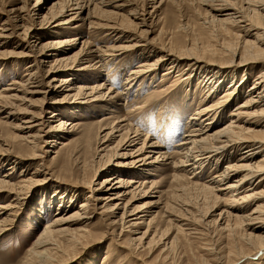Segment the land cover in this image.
<instances>
[{
  "label": "rangeland",
  "instance_id": "374dc122",
  "mask_svg": "<svg viewBox=\"0 0 264 264\" xmlns=\"http://www.w3.org/2000/svg\"><path fill=\"white\" fill-rule=\"evenodd\" d=\"M35 1L0 0V26H2L1 23L7 15H10V10L22 5L28 10L35 4ZM56 1L58 0H49L46 6ZM131 1L137 7V11L140 14H145L147 19L146 29L148 32L141 39V43H147V47H144L145 50L143 46H138L131 53L124 52L116 57H109L102 61L100 67L95 70H80L78 68L81 65L77 64L71 71L73 73L71 75L72 80L76 84L88 86L104 83L105 88L111 87L112 91L121 92L125 75L141 63L144 55L150 53L148 49L155 50L156 53L147 58H157L163 53L161 48L165 49L164 52L169 51L174 55L176 54L175 56H182L177 64L180 63L179 65L184 69L189 68L192 73L189 77L187 74L182 75L184 74L182 73L181 79L176 80L177 72L175 69H171L167 73L168 75L162 77V73L169 70V64L163 63L164 65L161 64L154 73L135 80L127 95L122 94V98L111 101L94 100L88 96L86 101L77 98L76 103L72 104L62 99L61 103H55L56 106L52 103V105L51 101L60 99L68 93L73 94V91H69L67 88L63 91L60 88L55 89L54 94L50 93L44 101L41 94L32 96L31 99L36 103L34 106L15 101L14 103L18 105L20 110L25 109L34 113L44 121V124H46V119H48L51 111L59 110L66 121L77 122L80 126L71 134L58 131L55 135H48L39 140L36 150L40 157L37 160L44 162L50 168L44 170L48 171V174L34 176L39 179L38 183L28 189L26 194L24 193L26 198L22 199L18 207L8 211L13 213L10 216L12 222L10 228L0 236V264H37V260L30 254V248H32L33 242L45 224L53 219L57 208L59 207L61 208L60 211L64 210L65 212L74 210L83 201L85 192L87 193V190L79 187V185L96 188L104 178V166L108 164V166H113V162L118 159L116 154L124 152L115 147L117 138L109 137L103 141V135L108 131L103 129L104 125L119 116L127 118L133 127L143 130L152 138L161 141L160 151L169 154V159L147 166L143 172L122 171L124 173L121 174V177H133L136 180L146 179L155 182L157 192L148 197L136 199L133 204L141 207L150 200L158 201L157 207L152 209V214H156V216L148 226L143 225L135 234L127 229L121 230L118 225H111L110 220L108 221L110 217L107 214L96 215L90 222L78 220L63 224L61 227L67 228L69 232L64 240L57 239L61 251L58 254L54 253V264H102L103 256H108L103 262L106 264H264L262 241L255 242L252 246H244L245 244L241 241L242 248L229 251L233 247L229 235H234L240 239L241 232H230L229 230L235 226L236 220L229 219L227 221L229 226L224 220H217L219 209L215 208L209 212L210 209H203L205 207L199 211L189 206L191 214L184 213L179 206L182 204L181 200L182 202L187 200L186 202L199 206V203L202 202L201 191L195 188L185 189L183 187L185 181L176 180L173 176L186 174V172L174 169L172 166V163L178 159V156L173 155L172 152L177 148L176 144L181 140L187 121L190 120L191 116H194L195 109L205 107L208 104L206 102H210V100H216L229 85L226 83L227 81H224V86L221 89L208 97L209 99L206 101L199 103L208 92L207 83L201 79L203 78L202 75L214 73L219 67L216 65L208 67L206 64L218 65L233 59L232 63H229L230 65L228 63L221 64L231 66L229 69L219 72L221 76L234 75L237 80H240L241 74L251 72L252 69L257 68V65L248 63L245 67L233 66L238 62L237 54L232 56L231 53L236 40L232 35L234 30H231L229 25L226 26L209 20L211 13L209 12V5L218 3L217 0H162L161 3L159 0L156 3H151V0ZM234 1L237 2H235L237 7H244L242 0ZM43 2L44 0L41 1V3ZM153 6L156 8L153 9ZM147 12H151L150 17H148ZM122 13H126L125 9ZM34 20L38 22V17L35 16ZM24 23L29 25L32 21L27 18ZM73 26L74 24L71 25L72 28H56L53 30L54 33H48L46 36L41 34L40 36L42 39L57 40L80 34V42H88L92 46L112 43L109 37L106 38V32L102 30L90 28L88 24L78 28H73ZM7 27L14 31L13 37L7 38V42L0 46V89L4 86L17 88L23 80L29 77V75L24 76L29 71L25 68L27 65L25 60L31 59V57L23 55L28 53V49L24 45L27 43L33 45L36 41V36L30 38L26 36L25 38L22 35V30L12 28V21ZM239 33L244 38H248L243 33ZM21 39H23L24 45L14 43L21 41ZM79 47L80 44H77L68 51L55 53L59 55L54 54V57H50L48 63L40 67L38 74L42 76L45 73L48 64L52 63V59H58L62 55H72ZM87 58L88 60L92 59L91 57ZM57 64L59 72H63L60 63L57 62ZM182 64L186 65L183 66ZM190 65L194 68H191ZM60 73H54L56 80L54 85L57 84V80L61 76ZM252 79L253 77L245 84L244 90H248ZM12 81H17L18 84H11ZM14 90L16 89H12L11 92ZM102 92H106V89H102ZM114 94L115 92H112L109 97ZM242 97H239L235 103L242 101ZM230 109L224 110L219 125H223L227 121L229 118L227 113ZM24 117H29V114H16L15 118L7 121L1 119L0 138L11 144L13 142L10 138L11 134L18 132L14 127L22 123ZM104 118L106 121L103 120ZM44 129L46 130L47 127ZM116 135L118 133L114 134V136ZM53 136L71 141L60 151V158L57 160L54 158V161L51 159L53 150L47 151L52 149L48 142ZM12 145L14 152H18L17 154H24L28 150V147L19 145L18 142H13ZM263 154L264 152H261V156L257 159L263 157ZM8 158L4 157L3 159ZM9 162L11 161L0 164V175L8 171ZM22 167L26 168L24 175L32 176L31 172L35 170L36 166L35 162L28 160L16 164L13 169L14 172L10 175L12 176L11 181L19 179ZM213 167L209 164L203 165V168L198 171L202 176L198 180L199 183L206 182L210 175L219 169L212 171ZM117 169L121 170L122 168ZM186 175L190 176L191 174ZM179 187L185 189L184 194L178 195ZM6 193V191L0 192V203L12 200L13 196L9 197V194ZM24 194L22 196H25ZM178 196L180 197L178 198ZM129 198L130 196L125 200ZM175 216L185 217L182 222L189 225L184 226V228L202 229L203 226L207 225L206 230H203L206 234L201 237H193L189 234L176 233L174 227L180 223L175 219ZM147 227L150 231L145 239L135 242V244L128 241L130 235L131 237H139ZM239 231L241 230L239 229ZM254 233L255 235H264L261 231ZM87 234L90 236L87 237ZM70 238L78 239L79 243L71 246ZM212 252L217 254H212ZM256 252L258 253L255 255Z\"/></svg>",
  "mask_w": 264,
  "mask_h": 264
},
{
  "label": "bare ground",
  "instance_id": "6f19581e",
  "mask_svg": "<svg viewBox=\"0 0 264 264\" xmlns=\"http://www.w3.org/2000/svg\"><path fill=\"white\" fill-rule=\"evenodd\" d=\"M41 1L36 0L35 4L28 10L24 5L10 10V15H7L1 23L2 26H0V46L7 42V38L13 37L14 30H9L7 27L10 21L13 22L12 28L22 30V35L25 38L26 36L29 38L36 36L33 45H28V43L24 45L22 41L25 38L14 42L24 45L28 49V53L23 55L31 57V59L25 60L27 62H25L27 64L25 68L29 71L24 76L29 75V77L23 80L17 88L4 86L0 89V120H10L15 118L16 114H29V117H24L22 123L14 127L18 132L10 136L13 142L28 147L24 154L15 153L13 142L10 144V142L0 138V164L11 161L8 163L10 164L7 168L8 171L0 175V192L6 191L9 197L13 196L11 201L0 203V236L10 228L12 222L10 216L13 213L8 211L18 207L22 199L26 198L25 194L28 189L38 183L39 179L34 176L48 174V171L44 170L50 167L37 160L40 157L36 150L39 140L48 135H55L58 131L71 134L80 126L77 122L66 121L59 110L51 111L48 119H46V124H44V121L34 113L25 109L20 110L18 105L14 103L15 101L34 106L36 103L31 99L32 96L41 94L44 101L50 93L54 94V90L57 88H60L61 91L67 88L69 91H73V94L68 93L60 99L51 101L54 106L62 99L74 104L77 98L86 101L88 96L94 100L111 101L122 98V94L127 95L135 80L154 73L163 63L169 64V70L162 73V77L168 75L167 73L171 69H175L177 72L176 80L181 79L182 73H184L182 75L187 74L188 77L192 73L189 68L184 69L179 65L180 63L177 64L182 56H175L176 54L174 55L169 51L164 52L165 49L161 48L163 53L159 57L147 58L156 53L155 50L148 49L150 53L144 55L141 63L125 75L121 92L112 91L111 87L105 88L104 83L91 86L76 84L71 78L73 74L71 71L77 64L81 65L78 68L80 70H95L100 67L102 61L109 57L113 58L124 52L131 53L138 46L147 47V43H141L142 37L148 32L145 14H140L131 0H58L48 6L46 3L49 0H44L43 3ZM157 1L151 0L150 2L156 3ZM217 1L218 3L209 5V12H211L209 20L226 26L229 25L231 30H234L232 35L236 40L234 39L235 44L231 53L232 56L237 54L238 62L236 61L237 63L233 66L245 67L251 63L257 65V68L252 69L247 74H241L240 80H237L234 75L221 76L219 72L229 69L231 67L229 63H232L233 59L223 62L224 64L228 63L227 66L221 65L222 62L218 65L206 64L208 67L210 65L219 67L214 73L207 72L208 74L202 75L203 78L201 79L207 83L208 92L199 103L206 101L209 99L208 97L221 89L224 86V81H227L226 83L229 85L227 84L224 93L216 100H210V102H206L208 104L205 107L195 109L194 116H191L190 120L187 121L181 140L176 144L177 148L172 152L173 155L178 156L177 161L173 162L172 166L174 169L191 174L190 176L186 174L173 176L176 180L185 181V186H183L185 189L195 188L201 191L202 202L199 203V206H194L186 202L187 200H183V202L181 200L183 205L179 206L184 213L191 214L189 206L199 211L205 207L203 209H210L209 212L217 208L219 209L217 220H224L226 223L229 219L236 220L235 226L229 230L230 232L241 233L240 239L234 235H229L233 242V247L229 249L231 251L242 248V242L245 244L244 246H252L253 243L261 241V245H264V235H255L254 233L255 231L264 233V154L263 157L257 159L261 156L260 153L264 152V0H242L244 7H237V2L234 0ZM161 2L162 0H159V3ZM154 6L153 9L156 8ZM124 9L125 14L122 13ZM150 13L147 12L148 17H150ZM35 16L38 17V22L34 20ZM27 18L32 21L29 25L24 23ZM72 24H74L73 28L88 24L90 28L102 30L106 32V38L109 37L112 43L92 46L91 43L80 42V34L73 37H60L61 39L57 40L42 39L40 36L41 34L46 36L48 33H54L53 30L56 28H72ZM239 32L248 38H244ZM77 44H80V47L72 55H62L58 59H52V63L48 64L45 73L42 76L38 74L40 67L48 63V59L54 57L55 53L68 51ZM87 57L92 59L88 60ZM57 62L62 67L63 72L61 73L57 69ZM34 69L35 71H33ZM54 73L61 75L56 85H54L56 82ZM201 74L203 73L201 72ZM251 77H253L252 83L246 91L243 87L250 81ZM11 84L18 83L12 81ZM12 89L16 90L11 92ZM102 89H106V92H102ZM112 92L115 94L109 97ZM52 97L54 98V95ZM239 97H242V101L235 103ZM226 109H230L227 113L229 118L223 125H219ZM103 120L106 121L105 118ZM44 127L47 129L45 130ZM103 129L108 130L103 135V141L109 137L117 138L115 147L124 152L116 154L118 159L113 162V166H108L109 164L104 166V178L96 188L79 185V187L86 189L87 193L85 192L83 201L74 210L65 212L64 210L60 211L61 208H57L53 219L45 224L33 242L32 248H30V254L37 260V264H54V253L58 254L61 251L57 239L64 240L69 232L67 228L61 227L63 224L78 220L90 222L96 215L107 214L110 217L108 221L110 220L111 225H118L121 230L127 229L135 234L143 225L148 226L156 216V214H152V209L157 207L158 201L150 200L141 207L133 204L136 199L145 198L157 192L155 182L146 179L136 180L133 177H121V174L124 173L122 171L143 172L147 166L169 159V154L160 151L161 141L152 138L143 130L133 127L125 117L119 116L112 119L104 125ZM115 133L118 135L114 136ZM51 138L48 143L52 149L47 151L53 150L51 159L54 161V158L56 160L60 158V151L71 141L55 136ZM4 157L9 158L4 160ZM24 160L35 162V170L31 172L33 175H24L26 168L22 167L19 179L11 181L12 176L10 175L14 172L13 169L16 164ZM208 164L214 166L212 171L219 169L214 174L212 173L206 182L199 183L198 180L202 176L198 171L203 168V165ZM116 167L122 169L118 170ZM183 187L178 188V195L184 194L185 189ZM23 194L25 196H22ZM128 196L130 198L125 200ZM204 213L206 212L204 211ZM183 218L185 217L175 216V219L180 223L174 227L176 233L189 234L193 237H201L206 234L203 231L206 230V224L202 229L184 228L189 224L182 222ZM194 221L196 220L194 219ZM226 225L229 226L230 224L227 223ZM149 231V227H147L139 237H131L130 235L128 241L132 244L140 242L147 237ZM88 236L90 235L87 234ZM69 242L71 246L79 243L78 239L75 238H70ZM212 254L217 253L212 252ZM107 257L103 256L102 264H106L103 262Z\"/></svg>",
  "mask_w": 264,
  "mask_h": 264
}]
</instances>
